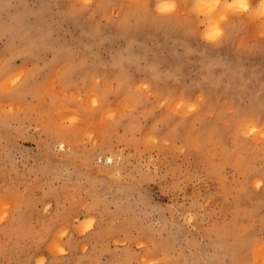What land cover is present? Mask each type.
I'll return each instance as SVG.
<instances>
[{"label":"rangeland","instance_id":"rangeland-1","mask_svg":"<svg viewBox=\"0 0 264 264\" xmlns=\"http://www.w3.org/2000/svg\"><path fill=\"white\" fill-rule=\"evenodd\" d=\"M199 1L0 0V264H264V17Z\"/></svg>","mask_w":264,"mask_h":264},{"label":"clouds","instance_id":"clouds-1","mask_svg":"<svg viewBox=\"0 0 264 264\" xmlns=\"http://www.w3.org/2000/svg\"><path fill=\"white\" fill-rule=\"evenodd\" d=\"M220 6L223 10L215 14ZM251 7V0H201V11L210 17L206 21L207 27L202 36L204 42L213 43L222 37L221 25L228 19V13H243ZM257 15L264 17V0H259Z\"/></svg>","mask_w":264,"mask_h":264},{"label":"bare ground","instance_id":"bare-ground-1","mask_svg":"<svg viewBox=\"0 0 264 264\" xmlns=\"http://www.w3.org/2000/svg\"><path fill=\"white\" fill-rule=\"evenodd\" d=\"M193 2H194V1H193ZM193 6H194V5H193ZM199 6H200V8H201V0L198 2V7H199ZM194 9H196V7H194ZM198 9H199V8H198ZM254 9H255V7H254ZM254 9H252V12H253V13L256 12V11H255L256 9H255V10H254ZM199 11H201V10H199ZM248 12H250V9H249ZM250 13H251V12H250ZM255 14H257V13H255ZM255 14H253V15H255ZM251 15H252V14H251ZM256 16L258 17V15H256ZM86 102H87V101H86ZM179 105H180V104H179ZM189 106H190V105H189ZM183 107H184V106H183ZM68 110H69V109H68ZM111 111H112L113 113H111ZM111 111H108V112L111 113V114H110V117H108V116L105 115L108 119L111 118V117H113L112 114L114 115V113H115L112 109H111ZM69 112H73V111H69ZM105 112H106V111H105ZM102 113H103V112H102ZM70 114H71V113H70ZM100 114H101V113H100ZM74 115H75V114H74ZM101 115H102V114H101ZM104 118H105V117H104ZM105 119H106V118H105ZM148 136H149V135H148ZM147 138H148V137H146V139H147ZM151 138H153V137H151ZM149 140H150V141H146V142H147V143H150V142L152 141L151 139H149ZM112 158H113V157H112ZM112 158H108V160H109V161H112V160H111Z\"/></svg>","mask_w":264,"mask_h":264}]
</instances>
